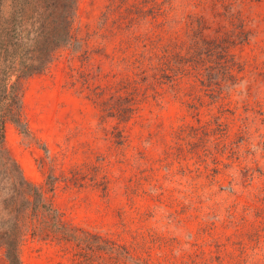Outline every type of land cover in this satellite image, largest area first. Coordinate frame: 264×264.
Wrapping results in <instances>:
<instances>
[{"label":"rangeland","instance_id":"374dc122","mask_svg":"<svg viewBox=\"0 0 264 264\" xmlns=\"http://www.w3.org/2000/svg\"><path fill=\"white\" fill-rule=\"evenodd\" d=\"M0 69L20 264H264V0H0Z\"/></svg>","mask_w":264,"mask_h":264},{"label":"trees","instance_id":"16d2710c","mask_svg":"<svg viewBox=\"0 0 264 264\" xmlns=\"http://www.w3.org/2000/svg\"><path fill=\"white\" fill-rule=\"evenodd\" d=\"M71 22L72 20L69 17V15H67L65 6L61 7L59 15L52 17V19H50V21L48 22V29L40 30L39 33L37 34L36 40L41 43L42 42L55 43L56 41L58 43V41H61L62 39H65L66 41L69 40V38L71 37L69 23ZM53 28L57 29L55 34L56 37L54 38V41L49 40L51 36V32L48 31V30H53ZM151 43L155 44L156 40L154 38H151ZM162 49L164 51V56H167L168 50L164 47ZM234 64L236 65L235 62ZM14 72H19V71L18 69H14ZM20 108H21V88L18 86V83L16 81L12 80L11 75L5 72V69H0V158H3L6 153V149L4 147L5 124L8 120L18 121L17 114ZM215 119H217V117H215ZM182 127H197V126L188 123L186 125H183ZM24 182L26 184H30L25 180ZM34 208L35 207H33V209ZM21 216L22 213L19 215V218ZM56 223L58 225L56 224L57 229L55 232L58 231L63 232L66 238H77L76 235H73V233L70 231L72 228H69V226L64 221L58 218L56 220ZM28 228H29L28 225L20 226V222L18 225V220H17L16 227L14 229L12 228V232L10 233L4 232L0 234L2 236V239L6 240L5 241L6 256L9 261V264H20V258L17 250V236L19 233L24 232ZM37 229H39V227H33L32 230H37ZM42 229L46 230L47 228L45 226H42ZM91 246L93 249L99 248L97 247L98 245L91 244ZM119 246L120 249H122L120 255L121 253H123L124 255L129 254L126 245H119Z\"/></svg>","mask_w":264,"mask_h":264}]
</instances>
